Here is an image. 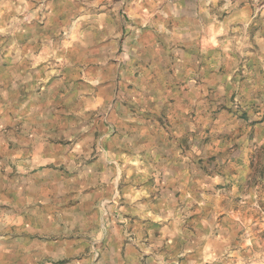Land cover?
<instances>
[{"label":"crops","instance_id":"obj_1","mask_svg":"<svg viewBox=\"0 0 264 264\" xmlns=\"http://www.w3.org/2000/svg\"><path fill=\"white\" fill-rule=\"evenodd\" d=\"M252 12L251 0H0V264H259L235 257V219L176 210L180 191L163 202L157 183H108L107 159L82 165L67 145L99 108L119 130L168 123L180 135L255 108L260 118L264 63L239 77L229 36ZM256 40L264 61V35ZM125 67L141 75L129 90ZM238 118L236 130L247 124Z\"/></svg>","mask_w":264,"mask_h":264},{"label":"rangeland","instance_id":"obj_2","mask_svg":"<svg viewBox=\"0 0 264 264\" xmlns=\"http://www.w3.org/2000/svg\"><path fill=\"white\" fill-rule=\"evenodd\" d=\"M251 2V19L246 21L243 28L229 35L231 48L239 55L236 67L239 77H243L242 70L250 71L254 68L256 71L257 63H264L257 53L258 44L252 43V40L257 41L256 38L264 35V12L261 14V10L264 11V0ZM226 5L225 2L222 6V21L230 15ZM254 55L259 60L254 59ZM2 62L0 66L5 67V60ZM248 63L254 67L251 68ZM139 76L138 72L131 73L125 67V87L129 90L138 84ZM150 79H154L153 75H145L146 89L155 86V81L149 82ZM225 96L228 97L217 93L214 101L222 97L228 103ZM130 100L132 98L126 101V105H132ZM232 103L235 105L234 114L243 111L238 91L231 95ZM227 108L229 106H224V109ZM110 112L111 109H94L91 124L74 125L77 132H71L67 145L80 149L78 151L81 156L78 155L77 160L82 165H89V161H92L98 163L100 170L101 160L107 159L109 162L104 166V173L99 174L101 178L105 176L108 183H157L156 196L163 202L170 201L171 195L180 191L175 197L181 195L183 200L171 199L170 202L172 208L177 206L176 210L185 212L199 208L206 213H215L222 223L224 217L235 219L240 225L238 236L232 240V245L236 246L231 247L235 257L250 263L264 264V115L253 119L258 109H253L251 119L238 115L247 124L243 123L237 130L234 128L240 125L239 118L236 117V124H233L234 119L224 117L216 125L206 124L203 132L200 129L189 135L182 132V136L180 125H177L176 133L166 134L167 126L172 130L168 123L162 124L159 130L150 131L148 122L123 125L119 130L115 123L109 121ZM136 117L148 121V118L139 117L138 114ZM85 126L90 129V139L81 137ZM6 133V128L0 131L2 135ZM64 144L61 145L62 149H66ZM190 192L196 196L199 192L201 197L204 196V202L198 205L191 198ZM227 230L231 232L230 228Z\"/></svg>","mask_w":264,"mask_h":264}]
</instances>
